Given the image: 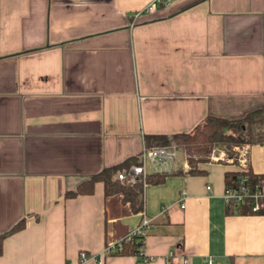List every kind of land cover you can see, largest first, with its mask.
Returning <instances> with one entry per match:
<instances>
[{"label": "crops", "instance_id": "1", "mask_svg": "<svg viewBox=\"0 0 264 264\" xmlns=\"http://www.w3.org/2000/svg\"><path fill=\"white\" fill-rule=\"evenodd\" d=\"M151 1L0 0V234L25 222L0 264H76L81 251L87 264H264V214L228 212L222 197L234 164L193 175L180 161L146 184L139 212L100 181L66 196L137 161L146 136L264 105V0H174L134 16ZM249 167L262 172L260 145ZM144 217L145 259L102 253Z\"/></svg>", "mask_w": 264, "mask_h": 264}, {"label": "trees", "instance_id": "2", "mask_svg": "<svg viewBox=\"0 0 264 264\" xmlns=\"http://www.w3.org/2000/svg\"><path fill=\"white\" fill-rule=\"evenodd\" d=\"M148 146L158 145L165 146L175 144L186 155L188 164L187 174H200L203 171L198 167L200 163L210 161V154L215 150H223L229 157L235 156L234 147L247 144L260 145L263 149V170L260 173H254L249 167L245 172L251 184L258 180L264 179V105L251 109L242 116L236 118H225L215 115H208L200 124L192 131L187 133H177L171 136L151 135L146 136ZM136 163V160H126L120 164L104 168L99 173L92 175L88 180L82 182L76 191H69L66 196H75L76 194H91L94 184L98 181L104 185V195L106 197L114 194H121L122 201L129 203L136 212L142 211L144 204L142 198V184L136 183L133 186L121 184L114 179V174L124 167ZM181 173L180 170L167 174H153L148 176L147 183L157 184L163 182L169 174ZM243 173L239 170H229L224 173V185L232 186L238 176ZM227 208L228 212H236L238 214H264V209L253 212L249 206H242L240 209L233 210ZM25 225L24 220L18 222L9 231L0 234V255L2 253V242L5 237L13 234ZM143 239L133 238L129 241H121L116 250L110 255H136L140 259H145L141 255V247Z\"/></svg>", "mask_w": 264, "mask_h": 264}, {"label": "built area", "instance_id": "3", "mask_svg": "<svg viewBox=\"0 0 264 264\" xmlns=\"http://www.w3.org/2000/svg\"><path fill=\"white\" fill-rule=\"evenodd\" d=\"M174 0H152L146 5L142 12H137L135 17H139L141 13L152 11L158 4L170 5ZM235 156L229 157L223 150H213L210 154L211 161H224L234 164L236 170L241 173L235 183L226 187L223 191V199L226 207L238 210L242 206H249L253 212H258L264 209V179L258 180L256 183L251 184L245 172L249 168V145L244 144L242 146L234 147ZM183 160V161H182ZM182 161V165L185 170L188 169L186 161V155L184 152L176 146L174 143L165 146L158 145H144L138 154L137 161L127 167L119 169L115 173V179L121 184L133 186L136 183H141L142 188L147 184V178L151 174H167L175 171L179 168V163ZM210 186H207V190ZM186 197L185 191L181 192L179 198V206L184 208V199ZM150 224V219L144 217L141 223L133 230L125 234L115 244L106 246L103 250L104 255H110L114 252L121 241H129L133 238L143 239L146 233V228ZM92 256L87 255L84 251L79 254V259L76 264H87ZM208 264H214L212 260L208 261Z\"/></svg>", "mask_w": 264, "mask_h": 264}, {"label": "rangeland", "instance_id": "4", "mask_svg": "<svg viewBox=\"0 0 264 264\" xmlns=\"http://www.w3.org/2000/svg\"><path fill=\"white\" fill-rule=\"evenodd\" d=\"M224 162V161H223ZM227 163V162H226Z\"/></svg>", "mask_w": 264, "mask_h": 264}]
</instances>
